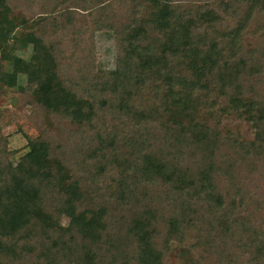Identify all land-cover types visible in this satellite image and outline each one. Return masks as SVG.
<instances>
[{"label": "trees", "instance_id": "obj_1", "mask_svg": "<svg viewBox=\"0 0 264 264\" xmlns=\"http://www.w3.org/2000/svg\"><path fill=\"white\" fill-rule=\"evenodd\" d=\"M0 62V264H264V0H0Z\"/></svg>", "mask_w": 264, "mask_h": 264}, {"label": "rangeland", "instance_id": "obj_2", "mask_svg": "<svg viewBox=\"0 0 264 264\" xmlns=\"http://www.w3.org/2000/svg\"><path fill=\"white\" fill-rule=\"evenodd\" d=\"M45 9L42 7V10ZM41 10V12H42ZM39 12L35 11V13ZM34 13V14H35ZM113 36L109 33H98L95 35L94 40L92 38V55L94 64L99 71H115L116 69V50ZM16 55L23 59L29 58V53L17 50ZM1 65V62H0ZM12 65V59L7 60L2 64L3 71H10ZM20 85L23 81L19 82ZM0 110L3 117L0 118V130L3 136L7 138L8 149L14 155L10 158L12 161H16L22 153L25 151L26 139L24 135L18 132L22 127L24 133L30 136H35L36 133L33 129L29 130L28 119L34 116V109L29 107L23 102L19 95L8 89L6 85L0 82ZM235 127V125H233ZM242 132L245 133L247 128L242 127ZM240 129V128H239ZM28 130V131H27ZM68 220L66 218L61 219V226L65 227Z\"/></svg>", "mask_w": 264, "mask_h": 264}]
</instances>
